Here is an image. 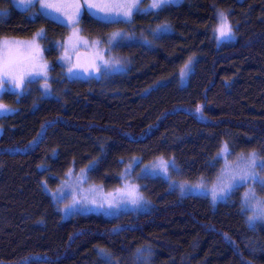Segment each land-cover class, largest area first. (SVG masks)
Wrapping results in <instances>:
<instances>
[{
  "label": "trees",
  "instance_id": "1",
  "mask_svg": "<svg viewBox=\"0 0 264 264\" xmlns=\"http://www.w3.org/2000/svg\"><path fill=\"white\" fill-rule=\"evenodd\" d=\"M0 10L7 11L0 40L44 31L40 43L56 63L68 26L31 17L11 0H0ZM220 10L234 41L218 42ZM82 25L90 36L122 31L108 54L123 71L56 78L48 81L51 97L43 80L21 96L0 94L12 111L0 114V264H264V226L250 225L242 210L244 186L215 206L207 195L184 196L147 177L151 211L69 219L43 187L95 162L91 180L114 188L135 157L158 156L173 157L177 177L196 183L223 168L225 144L230 161L249 152L264 160V0H184L130 22L86 12Z\"/></svg>",
  "mask_w": 264,
  "mask_h": 264
},
{
  "label": "rangeland",
  "instance_id": "2",
  "mask_svg": "<svg viewBox=\"0 0 264 264\" xmlns=\"http://www.w3.org/2000/svg\"><path fill=\"white\" fill-rule=\"evenodd\" d=\"M184 0H174V3L171 5H178L182 3ZM13 6L17 9L28 11L31 17H36L38 14H44L55 20L56 22L61 23V19H67L68 16L72 15L75 11L74 9L64 10L62 9L60 12H57L55 8H42L40 5L42 3H49L53 5H59L66 0H33V3L28 4L26 0H16L13 3ZM80 4L84 5V0H79ZM91 2L96 3L98 5H105L109 3L110 0H91ZM152 3V0H142L140 7L142 11L138 13H148L150 11H157V9H149V5ZM147 10V11H144ZM104 11H107L105 9ZM104 11H100L99 9H91L88 10L84 7L81 9V15L79 18V23L76 24L74 27L72 25H67L70 29L69 34L65 38L64 42L59 46V55L56 58V63L61 66V68L57 69L56 63L54 64L47 56L46 51L43 49L40 38L37 37V34L31 38H18V37H10L5 38L9 41H19V42H29L33 39L36 40V43L39 45L40 55L36 61L37 64H46L47 67V74L45 76H34L28 77L27 79L31 80V82L43 80L41 82V87L44 91V97H51L54 95V90L52 84L48 81L55 80L56 78L59 79H66L73 80V79H82L87 80L91 78H99L101 73L111 68L114 72H121L123 71L125 65L122 63H116L115 61L118 58L114 59L108 54L109 50H112L115 47V43L113 46H110L108 43L109 38L113 33H121L123 37L122 31L116 29L106 34H96L90 36L85 33L82 19L85 13H89L92 16L100 19L99 17L104 15ZM224 13L227 17V22L231 26L233 31V36L230 39H224L219 41V43L227 42V41H234L236 39L235 31L229 21L227 13L225 10H220L219 13ZM7 14V11L0 10V17ZM135 15V14H134ZM132 16V18L134 17ZM131 18V19H132ZM101 20V19H100ZM121 19H115V21H119ZM219 23V19H218ZM64 24V23H62ZM65 25V24H64ZM218 26V24H217ZM216 26V28H217ZM41 32V31H40ZM39 32V33H40ZM44 34V31H42ZM75 34V35H74ZM217 39L218 34L216 33ZM0 40L2 42L3 40ZM99 42V43H96ZM67 55V59L65 56ZM102 56L103 60L106 63V66L101 63V60L98 58ZM93 63L100 66V70L96 71L92 67ZM55 68L53 70V67ZM71 69V71H69ZM33 71H38L37 69H33ZM64 73V76L61 74ZM45 82H47L48 87L45 88ZM29 82H27L22 88H15L12 85H4L5 91L0 92V94H6L10 92L17 93L19 96L23 95L25 90L27 89ZM39 84V82H38ZM12 112L11 109L7 111H0V114H5ZM3 134V129L0 127V136ZM227 145V144H226ZM228 154H221L220 156L224 159L225 163L223 168L219 171L217 175L213 178H207L206 176H202L198 179L196 183H192L190 181H185L177 177L176 173L179 170V165L177 164L176 160L173 157H166V156H158L155 159L142 162L141 157H135L130 163L127 164L123 171V176H121V184L114 187V188H107L102 183L95 182L91 180L89 174L90 169H92L95 165V162L90 163L84 169H76L74 166L69 169L66 173L65 177L60 181V183L56 186H52L47 180L43 182V187L45 191L52 197L56 205L58 206L59 210L61 211L64 219H69L75 214H87V213H97L102 214L107 217H115L120 215L123 212H135V213H145L149 212L153 209L156 202L153 199H149L145 192L144 186L147 183V180H144L147 177H161L168 181L169 190L170 191H178L181 195H207L212 203L216 206L219 202L224 201L227 199H216L213 202L212 198V188L216 186L219 188L222 183L229 181V176L234 172H239L248 162L250 155L253 152L246 153L239 158L230 161L229 160V147ZM257 164L264 162L262 157L257 153ZM163 157L166 161H174L175 169L172 167L168 168L167 173H164L159 167H155L158 164L159 158ZM227 166V171L225 172V168ZM145 169L148 170L145 173ZM256 173H258L261 179H264V170L257 167L254 169ZM175 173V174H174ZM134 185L138 188L140 195L143 199L137 204L133 205L126 200L120 198V192L124 190L127 186ZM242 191V198L246 191L250 188L255 190V195L258 199L264 200V196L259 193L260 185L253 180H249L246 184L243 185ZM95 201L96 203H92ZM108 201H112L115 205L119 202V206L109 208ZM100 204H103V208L99 207ZM247 210V209H246ZM248 217L252 214L251 211L247 210ZM263 225L264 221H254L251 225Z\"/></svg>",
  "mask_w": 264,
  "mask_h": 264
},
{
  "label": "snow or ice",
  "instance_id": "3",
  "mask_svg": "<svg viewBox=\"0 0 264 264\" xmlns=\"http://www.w3.org/2000/svg\"><path fill=\"white\" fill-rule=\"evenodd\" d=\"M16 0H13L15 3ZM28 4L33 3V0H26ZM142 0H110L109 3L101 6L96 3L91 2V0H84V5L82 6L79 0H66L59 5H53L49 3H42L40 6L42 8H55L57 12H60L62 9H74L75 11L72 15L68 16L67 19H61V23L67 25H72L73 27L79 23V18L81 15L82 7L91 10V9H99L100 11H104V15L99 17L102 21L111 23L115 19H121L124 22H130L131 18L134 14L142 11L140 4ZM174 3V0H152V3L149 5V9H163L166 6H169ZM147 11V10H144ZM2 19V17H0ZM219 23L217 28L214 30L218 34V42L224 39L232 38L233 31L231 26L227 22V17L224 13H218ZM75 35V34H74ZM37 37L43 38V32L37 33ZM123 37L121 33H113L108 40L110 46H119L120 40ZM99 43V42H96ZM40 55L39 45L36 43V40L33 39L29 42H19V41H9L7 39L0 42V92L5 91L4 85H12L15 88H22L26 80L27 82H31V80L27 79L28 77L34 76H45L47 74V65L46 64H37L36 61ZM67 59V55L65 56ZM101 60V63L106 66V63L103 60V57H98ZM191 64V60L184 65L181 69V79L187 75V69H189ZM92 67L94 70L99 71L100 66L93 63ZM38 71H33V69H37ZM71 71V69H69ZM45 88L48 87L47 82L44 85ZM6 106H0V111H7ZM197 111H200L197 108ZM221 154H228V148L225 144L221 149ZM257 154L253 152L246 165L239 171L234 172L229 176V181L221 184L219 188L213 186L212 188V198L213 202L218 198L224 199L229 196L233 191L238 189L239 187L246 184L249 180H253L258 183L262 188H264V179H261L258 173L255 172V168L259 167L264 170V162L257 164ZM155 167H159L164 173H167L168 168L172 167L175 169L174 161H166L163 157L159 158L158 164ZM145 173L148 172L147 169L144 170ZM178 171V170H177ZM227 171V166L224 170ZM120 198L126 200L127 202L137 205L143 197L140 195L139 190L136 186L131 185L127 186L124 190L120 192ZM92 203H96L92 201ZM109 208L114 206L118 207L119 202L115 205L112 201H108ZM99 207L103 208V204H100ZM242 210L251 211V215L248 217L250 225L254 221H264V200L258 199L255 195L254 189H249L246 191L242 198ZM139 252V250H138Z\"/></svg>",
  "mask_w": 264,
  "mask_h": 264
}]
</instances>
